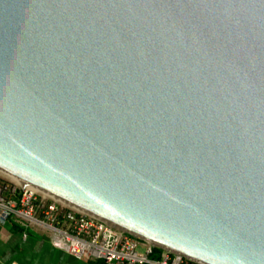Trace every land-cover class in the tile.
<instances>
[{"label": "water", "instance_id": "95a60500", "mask_svg": "<svg viewBox=\"0 0 264 264\" xmlns=\"http://www.w3.org/2000/svg\"><path fill=\"white\" fill-rule=\"evenodd\" d=\"M0 173L200 264H264V0H0Z\"/></svg>", "mask_w": 264, "mask_h": 264}, {"label": "built area", "instance_id": "2783aa9c", "mask_svg": "<svg viewBox=\"0 0 264 264\" xmlns=\"http://www.w3.org/2000/svg\"><path fill=\"white\" fill-rule=\"evenodd\" d=\"M8 222L22 228L23 238L38 232L54 248L86 263L200 264L153 247L26 185L0 180V226Z\"/></svg>", "mask_w": 264, "mask_h": 264}, {"label": "crops", "instance_id": "0c3cea01", "mask_svg": "<svg viewBox=\"0 0 264 264\" xmlns=\"http://www.w3.org/2000/svg\"><path fill=\"white\" fill-rule=\"evenodd\" d=\"M27 235L23 238L21 231L11 222L0 226V264H20L21 262L29 264L31 262L33 247L42 238L33 232H28Z\"/></svg>", "mask_w": 264, "mask_h": 264}, {"label": "rangeland", "instance_id": "374dc122", "mask_svg": "<svg viewBox=\"0 0 264 264\" xmlns=\"http://www.w3.org/2000/svg\"><path fill=\"white\" fill-rule=\"evenodd\" d=\"M0 180L20 183L1 173H0ZM33 234L38 235L42 239L37 245L35 246L33 245L34 246L33 247V257L29 264H88L61 250H58L52 247L46 236L41 235L40 233L35 232V231H33ZM20 264H24V263L21 262ZM89 264H96V263H89Z\"/></svg>", "mask_w": 264, "mask_h": 264}, {"label": "trees", "instance_id": "16d2710c", "mask_svg": "<svg viewBox=\"0 0 264 264\" xmlns=\"http://www.w3.org/2000/svg\"><path fill=\"white\" fill-rule=\"evenodd\" d=\"M15 225V224H14ZM17 228H18V230L19 231H22V228L21 227H19V226H17V225H15ZM156 249V248H155ZM89 264V263H88ZM96 264H100L99 262L98 263H96Z\"/></svg>", "mask_w": 264, "mask_h": 264}]
</instances>
